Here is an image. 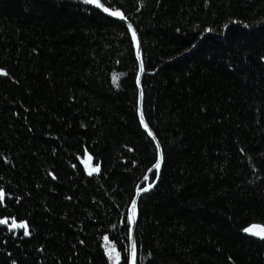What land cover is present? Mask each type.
Masks as SVG:
<instances>
[{"label":"trees","instance_id":"1","mask_svg":"<svg viewBox=\"0 0 264 264\" xmlns=\"http://www.w3.org/2000/svg\"><path fill=\"white\" fill-rule=\"evenodd\" d=\"M102 3L141 38L160 176L127 26L85 0H0V264H129L153 184L138 264H264L245 231L264 228V0Z\"/></svg>","mask_w":264,"mask_h":264},{"label":"water","instance_id":"2","mask_svg":"<svg viewBox=\"0 0 264 264\" xmlns=\"http://www.w3.org/2000/svg\"><path fill=\"white\" fill-rule=\"evenodd\" d=\"M100 4L101 6L100 7H97L95 4H92L94 7H96L99 11H101L103 14H105L106 16L112 18V19H115L119 22H122L123 24H125L127 26V28L129 29V32L131 34V37H132V40H133V43H134V48H135V53H136V56H137V60L139 62V74L137 76V86H138V89H139V118H140V122H141V116L143 117V123L141 122V125H142V128L143 130L147 133V135L155 142V145L157 147V151H158V156H157V161L160 160L161 161V167L159 169V173H158V177L160 176V173H161V170H162V166H163V161H164V155H163V149H162V146L159 144V141L157 139V137L155 136L154 132L152 131V129L150 128L149 124L147 123L146 119H145V116H144V109H143V77H144V64H143V59H142V41H141V38L137 32V30L135 29V27L124 17L123 19H121L119 16H114V15H111L112 12L114 11H111L109 10L108 12H105L104 11V8H106L102 1L100 0ZM131 26V27H129ZM133 31L135 32L136 34V40L133 39ZM137 44L139 45V47H137ZM139 52V55L137 54ZM141 66L143 68V70L141 71ZM145 125H147V127H145ZM149 132H151L152 134L149 135ZM159 146V147H158ZM161 157H162V160H161ZM156 161V163H157ZM152 173H156V170L155 168L153 167L150 172H149V175L147 176L146 180L148 181L149 180V176L152 174ZM157 174V173H156ZM155 184L152 185V187L144 192V191H141V187H139L137 189V192H136V195H135V198L133 201L136 202V221H135V224L132 225L130 224L131 226V231H130V235H129V264H133V259L135 260V264H137L138 262V249H137V244H136V226H137V222H138V218H139V202H140V199L141 197L144 195V194H147L148 192H150L153 188H154ZM139 193V194H138ZM131 209H132V204H131V207H130V210H129V215L131 214ZM250 229H253L254 231H259L261 229H264L263 227H260V226H254ZM250 236L252 237H255L257 239H261L259 236L257 235H253L251 234L250 232H247ZM135 244V257H133V253H132V245Z\"/></svg>","mask_w":264,"mask_h":264},{"label":"snow or ice","instance_id":"3","mask_svg":"<svg viewBox=\"0 0 264 264\" xmlns=\"http://www.w3.org/2000/svg\"><path fill=\"white\" fill-rule=\"evenodd\" d=\"M85 2L88 3V4H95L97 7H100V6H101V4H100V0H85ZM104 11H105V12H108L109 9H108V8H104ZM111 15L119 16L121 19L124 18V17H123V14L120 13V12H112ZM129 27H131V26H129ZM132 35H133V39L136 40V34H135L134 31H133ZM137 47H139L138 44H137ZM137 54L139 55V52H138ZM142 70H143V68H142V66H141V71H142ZM0 75H7V73L0 72ZM141 122L143 123V117H142V116H141ZM145 127H147V125H145ZM151 134H152V133L149 132V135H151ZM158 147H159V146H158ZM161 160H162V157H161ZM160 167H161V161L158 160L157 163L154 165V168H155V170H156L157 175H158V173H159V169H160ZM92 171H93V172H98V171H99V167H96V168L92 169ZM89 174H91V173H89ZM151 187H152V185H149L147 188H144V189H142L141 191L146 192V191H148ZM138 194H139V193H138ZM3 197H4V193H3V192H0V202H2ZM135 221H136V202L133 201V202H132L131 214H130L129 217H128V222H129V224L134 225V224H135ZM0 223H8V221H6V220H0ZM12 226H13V227H23V228L27 229V226H26V225H23V224H21V225H16L14 221H13ZM130 231H131V229H130ZM245 231L250 232V233L253 234V235H257V236H259L261 239H264V229H261V230H259V231H254L253 229H245ZM28 234H29L28 231L25 230L24 235H28ZM105 240H107V237H105ZM135 247H136L135 244H133V245H132V253H133V257H135ZM112 251H114V249H112ZM109 255H111V252H109ZM133 264H135V260H134V259H133Z\"/></svg>","mask_w":264,"mask_h":264},{"label":"rangeland","instance_id":"4","mask_svg":"<svg viewBox=\"0 0 264 264\" xmlns=\"http://www.w3.org/2000/svg\"><path fill=\"white\" fill-rule=\"evenodd\" d=\"M102 1V0H101ZM104 5V4H103ZM109 9V8H108ZM109 10H111V9H109ZM111 11H114V10H111ZM114 12H116V11H114ZM122 23V22H121ZM136 59H137V56H136ZM138 61V60H137ZM139 63V62H138ZM144 64V63H143ZM140 68V67H139ZM138 74H139V72H138ZM144 75H145V71H144ZM138 87V86H137ZM139 90V89H138ZM139 103L140 102H138V107L140 106L139 105ZM143 103H144V95H143ZM144 105V104H143ZM144 108V107H143ZM139 111V110H138ZM138 118H139V112H138ZM146 119V118H145ZM139 121H140V118H139ZM147 121V120H146ZM148 123V122H147ZM140 124H141V122H140ZM142 126V125H141ZM151 128V127H150ZM143 129V128H142ZM144 131V130H143ZM153 131V130H152ZM145 132V131H144ZM146 133V132H145ZM147 134V133H146ZM156 136V135H155ZM150 138V137H149ZM151 139V138H150ZM152 140V139H151ZM153 141V140H152ZM154 142V141H153ZM154 144H155V142H154ZM159 144L161 145V143L159 142ZM156 146V145H155ZM157 148V147H156ZM163 149V148H162ZM164 155V154H163ZM157 156H158V151H157ZM157 161V160H156ZM85 163V164H84ZM84 166L86 167V169L89 171V172H93L92 171V169H94V168H96L95 166H93V164H92V162H91V158L88 156V155H86V157H85V161H84ZM153 174V173H152ZM148 175H149V173H148ZM147 175V176H148ZM151 176V175H150ZM150 176H149V178H150ZM147 178V177H146ZM159 177L157 176V179H158ZM129 217V216H128ZM130 229H131V226H130ZM129 235H130V232H129ZM137 244V243H136ZM110 248H111V250H110V252H111V255L112 256H115V251H112V246H109ZM137 264H138V262H137Z\"/></svg>","mask_w":264,"mask_h":264}]
</instances>
